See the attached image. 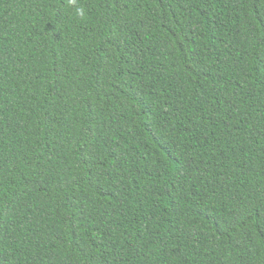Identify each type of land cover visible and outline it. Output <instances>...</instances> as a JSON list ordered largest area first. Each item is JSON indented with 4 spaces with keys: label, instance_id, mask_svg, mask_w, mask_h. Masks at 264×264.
Instances as JSON below:
<instances>
[{
    "label": "trees",
    "instance_id": "obj_1",
    "mask_svg": "<svg viewBox=\"0 0 264 264\" xmlns=\"http://www.w3.org/2000/svg\"><path fill=\"white\" fill-rule=\"evenodd\" d=\"M0 264H264V0H0Z\"/></svg>",
    "mask_w": 264,
    "mask_h": 264
},
{
    "label": "clouds",
    "instance_id": "obj_2",
    "mask_svg": "<svg viewBox=\"0 0 264 264\" xmlns=\"http://www.w3.org/2000/svg\"><path fill=\"white\" fill-rule=\"evenodd\" d=\"M76 14L80 17H83L84 16V10L82 8H78L76 10Z\"/></svg>",
    "mask_w": 264,
    "mask_h": 264
}]
</instances>
